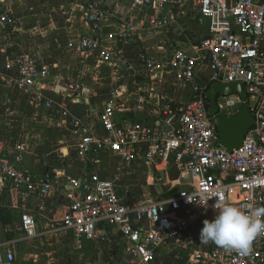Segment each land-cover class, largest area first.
<instances>
[{
	"label": "built area",
	"instance_id": "1",
	"mask_svg": "<svg viewBox=\"0 0 264 264\" xmlns=\"http://www.w3.org/2000/svg\"><path fill=\"white\" fill-rule=\"evenodd\" d=\"M66 3L65 14L71 19L78 11L92 33L70 40L66 49L92 55L96 68L115 72L114 87L118 93L126 73L137 76L136 67L126 57V49L136 44L143 32L171 28L173 21L167 12L182 8L186 0H132L130 10L125 13L120 0L115 4L109 0H66ZM194 3L197 15L208 22V34L199 45L170 51L165 59L148 55L138 58L149 82L143 90H152L171 78L192 87V97L185 104L177 106L161 100L157 115L163 128L160 124L118 122L114 104L104 107L98 123L71 117L63 106L55 109L60 117L70 118V125L78 135L75 147L78 158L111 153L121 166L141 162L150 170L160 166L174 168L185 181L184 189L159 202L125 200L119 196L114 181L99 173L70 181L68 192L72 201L62 228L72 234L79 249L84 242L106 241L99 229L103 225L118 230L124 264H159L158 253L164 246L182 252L188 264H264V235L253 241L251 252L245 255L201 242L199 231L205 220H214L217 215L213 206L218 199L242 211H247L249 204L264 206V0H194ZM0 23L12 33L20 31L10 12L0 16ZM50 70L47 62L21 54L4 64L2 75L15 89L33 95L37 105L54 110V103L47 101L41 91ZM204 73L208 74V81L201 85L196 78ZM213 83H240L248 95L246 103L254 124L246 132L242 146L233 152L221 145L217 126L209 115L206 92ZM69 89L74 94L78 86ZM242 104L237 94L218 99L224 117L235 116ZM9 156L0 158V207L8 205L5 198L9 193H15L19 230L34 239L36 219L30 202L34 197L48 195L53 180L37 182L24 170V145L16 144ZM204 200H208L207 209L198 204ZM15 262L13 252L5 256L0 249V264Z\"/></svg>",
	"mask_w": 264,
	"mask_h": 264
},
{
	"label": "crops",
	"instance_id": "2",
	"mask_svg": "<svg viewBox=\"0 0 264 264\" xmlns=\"http://www.w3.org/2000/svg\"><path fill=\"white\" fill-rule=\"evenodd\" d=\"M22 1L0 0V16L10 12L18 21L19 35L23 34L25 28L14 7L15 3L21 4ZM109 1L110 4L112 2L115 4L118 0ZM120 1L123 13L130 10L132 0ZM189 3L193 4H191L193 7L190 6L189 15L183 11L188 4L186 0L182 8H174L172 13L167 12L166 15L173 21L171 28L152 33L143 32L140 40L126 49V57L136 67L137 76L134 78L130 73H126L123 88L115 93V72L105 67L96 68V59L92 55L69 52L66 49V44L70 40L79 36H90L92 33L78 11L71 19L65 14L67 3L63 0L59 5L63 10L58 11L66 20L65 28L60 31L63 37L52 39V44L60 50V54L55 58L31 54L51 66L50 75L41 91L47 101L54 103V110L37 105L33 95L9 85L5 79L6 75H2L5 73L4 64L18 56L23 47L16 43L6 44L0 37V158H10V152L15 145L22 144L26 148L24 170L37 182L53 180L52 190L48 195L34 197L30 202L36 219L37 236L34 239L27 238L25 233L19 230L20 212L17 209L15 193H9L5 198L8 205L0 207L2 255L6 256L8 252H13L16 256L15 264H124L123 244L117 229L100 225L99 229L107 240L84 242L82 249H79L72 234L62 228L72 201L68 192L69 182L80 181L85 176L99 173L114 181L119 196L125 200L135 201H154L138 194L137 187L140 183L137 182H144L146 179L152 181L155 187V201L158 202L172 198L184 189L185 181L174 168L166 169L160 166L157 170H150L141 162L125 167L121 166L111 153L89 156L85 159L78 158L75 153L78 135L70 125V118L60 117L55 109L63 106L68 109L71 117L98 123L104 107L107 104H114L118 122L128 121L133 125L143 126L160 124L159 126L163 128L157 115L161 100L166 99L177 106L185 104L192 97V87L184 86L175 78H171L156 85L152 90L148 88L143 90L149 82L138 58L139 55H148L156 59H165L168 51L162 44L168 39L164 38L156 46L149 44L155 41L154 35L157 33L172 36V33L177 32L181 28L179 20L182 15L183 17L197 15L194 0H190ZM1 30L9 33L11 31L8 26L0 23V32ZM181 37L179 35V38ZM180 42L181 44H178L183 45L180 47L183 49L200 44L185 37ZM138 47L140 51L136 53L135 48ZM62 67L67 68L69 72H61ZM103 73L106 74L107 81L105 85L99 86L100 83L97 85V82L105 76ZM87 79H92L96 83L89 88ZM207 81L206 73L196 78V82L201 85ZM71 86H78L74 94L70 92ZM141 99L143 102H140ZM97 132L102 133L100 124L97 126ZM169 194L173 195L169 197L167 196ZM183 257L185 258L184 254L172 246H164L158 253L159 264H182ZM185 262L188 264L186 260Z\"/></svg>",
	"mask_w": 264,
	"mask_h": 264
},
{
	"label": "rangeland",
	"instance_id": "3",
	"mask_svg": "<svg viewBox=\"0 0 264 264\" xmlns=\"http://www.w3.org/2000/svg\"><path fill=\"white\" fill-rule=\"evenodd\" d=\"M62 1L63 0H23L21 4L20 2L15 3V13L23 23L25 28L23 30L24 32L22 35H19V33H12V31L9 33L1 30V39H3L6 44H20L23 49L19 55L30 53V55L40 54L42 56H52L55 58L58 54H60V50L52 44V39L55 37L62 38L63 33L60 31L66 26L65 16L58 13V11L61 12L63 10L62 7L59 6ZM189 1L190 0H188L185 10H183L185 11V14L188 15L190 13V6L193 5L192 3L191 5ZM188 17H183L182 15V18L179 20L181 21V28L177 32L172 33V36L167 33L155 34V41L151 42L149 46H156L157 43L166 38L168 40H166L165 44H162V46H164L169 53L170 51L179 49L183 46L178 43L181 44L180 41H183L184 37L185 39L188 38L195 40L197 44L200 43V41L207 35L208 23L196 14L189 18ZM179 35L182 37L179 38ZM169 40L171 41L169 42ZM135 49L136 53L140 51L139 47ZM64 71H68V69L62 67L61 72ZM102 75L105 76L97 82V85L100 83L99 86L105 85L104 83L107 81L106 74L103 73ZM93 83L96 82L92 79H87V85L89 88L93 85ZM116 183L119 186L117 181ZM137 183H140L139 187H137V190L139 191L138 194L145 196L146 199L156 200V196H154L156 195L154 193L155 187L153 186L151 180L146 179L144 182L140 181ZM172 195L173 194H169L167 196L170 197ZM183 258L182 264H186L185 260L188 262V258H186V256L184 259Z\"/></svg>",
	"mask_w": 264,
	"mask_h": 264
},
{
	"label": "clouds",
	"instance_id": "4",
	"mask_svg": "<svg viewBox=\"0 0 264 264\" xmlns=\"http://www.w3.org/2000/svg\"><path fill=\"white\" fill-rule=\"evenodd\" d=\"M198 204L207 209L208 200ZM213 207L217 215L214 220L203 222L201 242H211L225 250L249 254L253 241L264 235V206L249 204L248 210L242 211L239 207L218 199Z\"/></svg>",
	"mask_w": 264,
	"mask_h": 264
},
{
	"label": "water",
	"instance_id": "5",
	"mask_svg": "<svg viewBox=\"0 0 264 264\" xmlns=\"http://www.w3.org/2000/svg\"><path fill=\"white\" fill-rule=\"evenodd\" d=\"M243 89L240 83H213L206 92L210 104L209 115L213 118L217 126L221 145L229 152H233L242 146L246 132L254 124L253 116L246 103L248 95ZM234 94L239 95L243 104L235 116L224 117L220 114L218 99L219 97H231Z\"/></svg>",
	"mask_w": 264,
	"mask_h": 264
}]
</instances>
